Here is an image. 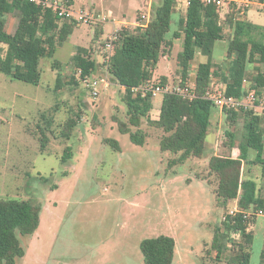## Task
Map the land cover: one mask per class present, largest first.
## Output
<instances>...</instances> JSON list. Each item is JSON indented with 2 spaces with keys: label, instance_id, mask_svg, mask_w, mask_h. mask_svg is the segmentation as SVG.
Masks as SVG:
<instances>
[{
  "label": "rangeland",
  "instance_id": "1",
  "mask_svg": "<svg viewBox=\"0 0 264 264\" xmlns=\"http://www.w3.org/2000/svg\"><path fill=\"white\" fill-rule=\"evenodd\" d=\"M119 1L73 2L72 10L91 18L86 22L75 19L67 39L57 45L53 59L59 62L58 68L52 66V58L40 60L37 85L0 72V199L28 200L40 206L37 229L32 234L18 233L24 255L15 264H144L140 241L160 234L174 238L171 264H236L235 251L241 245L249 252L248 264H259L264 217L253 216L249 221L250 243L236 233L220 256L211 247L216 229L226 228L223 217L237 204L233 200L226 207L217 203L213 193L216 177L209 171L208 160L213 151L221 155L230 152L227 132L239 139L241 118L232 127L229 113L213 107L202 157H189L183 163L171 161L178 153L160 149L164 133L148 122L158 116L162 93L152 95L154 105L148 117L141 119L146 135L143 145L132 143L128 134L119 131L117 122H128V116L122 99L124 89L107 73L106 40L112 27L135 29L134 22L142 11L138 0ZM109 3L115 5L112 14ZM159 3L152 0V10ZM178 7L172 29L178 28L179 18L185 14ZM17 17V11L9 14L7 27L14 28ZM117 20L124 22L118 24ZM223 26L228 36L231 30ZM226 45V41H216L212 49L214 62L224 68L229 61ZM0 47L5 49L2 44ZM79 47L86 48L96 63L91 75L107 77L108 86L99 83L95 97L78 81L72 63ZM180 47L177 42L166 56H160L146 81L149 85L163 86L162 76L167 78L163 87L168 90L194 83L191 68L186 85L179 83L176 55ZM219 88V81L213 78L211 92L217 94L222 91ZM70 118L76 124L66 138L61 131ZM42 129L46 142L41 147ZM105 138L117 141L119 150L105 143ZM249 155L252 158L255 151L249 150ZM241 172L243 179H256L264 197L259 165H244Z\"/></svg>",
  "mask_w": 264,
  "mask_h": 264
},
{
  "label": "trees",
  "instance_id": "2",
  "mask_svg": "<svg viewBox=\"0 0 264 264\" xmlns=\"http://www.w3.org/2000/svg\"><path fill=\"white\" fill-rule=\"evenodd\" d=\"M152 10L149 22L135 29L126 27L118 31V40L107 65L109 77L124 89L122 97L126 105L128 122L118 121L121 133L129 135L136 145L145 143L146 135L141 128V119L148 117L152 108V94H133L132 87L151 79L160 56H166L172 50V40L178 38L180 49L176 58L180 65V85H186L191 63L196 52L206 60L198 63L192 97H184L179 92L162 93L159 114L148 122L160 128L163 135L159 139L162 151H169L178 156L173 163H183L189 157L201 158L204 150L206 133L210 125L213 101L208 98L212 91V79L224 84L226 96L244 99L250 91L264 95V34L256 25L242 19H233L231 32L225 36L220 24L221 7L206 4L202 0H188L185 15L179 18L178 28L172 29V21L177 11L178 0H159ZM17 10L19 17L11 33L5 30V16ZM226 16L234 18L231 8L226 9ZM51 8L29 0H0V72L11 79L37 85L40 82V60L52 58L57 45L67 39L74 20L63 21ZM171 32V36L168 35ZM169 36V37H168ZM216 41H226V55L229 61L225 68L214 62L213 45ZM72 63L80 75H91L96 63L91 59L86 48L79 47ZM255 63L258 69L247 86L244 78L248 64ZM52 66L59 67L53 59ZM57 88L60 87V73L57 74ZM72 80L75 82L74 76ZM167 78L162 76L164 86ZM232 127L241 118L242 126L239 139L232 132L229 148H236V157L212 155L208 160L210 173L216 177L213 193L219 205L226 207L230 201H237L238 211L227 214L223 223L226 228L218 227L213 235L211 247L216 256L224 253L231 235L238 233L250 243L251 234L247 231L248 223L254 216L244 218V212L255 209L264 210V198L258 184L251 177L241 178L242 166L259 165L261 178L264 179V144L261 124L263 115L254 109L225 111ZM48 120L46 119V122ZM76 122L70 118L61 131L68 138ZM131 127L135 128L133 131ZM41 147L46 138L41 130ZM104 142L119 150L117 141L105 138ZM249 150L255 151L251 159ZM40 221V206L28 200L0 199V264H15L16 259L24 255V248L18 238L20 234H32ZM139 248L144 264H171L174 258L175 241L168 235L160 234L140 241ZM236 264H248L249 252L241 245L235 251ZM264 264V246L260 250V263Z\"/></svg>",
  "mask_w": 264,
  "mask_h": 264
},
{
  "label": "built area",
  "instance_id": "3",
  "mask_svg": "<svg viewBox=\"0 0 264 264\" xmlns=\"http://www.w3.org/2000/svg\"><path fill=\"white\" fill-rule=\"evenodd\" d=\"M30 2H34L36 4H40L42 7L51 8L54 14H56L59 18L65 19L67 21L75 20V19H83L85 22L87 19L91 18L87 13H83L81 11L77 12L71 9L73 2L75 0H29ZM206 4H214L217 7L221 8H231L234 19H242L245 13L251 9L256 8L264 12V0H202ZM185 5L188 4V0H184ZM78 18H76V16ZM140 21L136 26H145L150 18L151 14L148 12L147 14L140 15ZM118 31L115 27H112L110 30L107 40H106V51L107 55L105 58V65L109 61V58L112 54L114 46L118 40ZM107 69V65H106ZM78 81L84 83V85L89 88L92 97H95L97 92V87L99 83H102L104 87L108 86L107 77H101L99 79L93 77L92 75H80V70L78 69ZM194 88V83L190 86L185 87H176L173 90H168L163 86H151L148 82H144L138 86L132 87L133 94L140 93L144 95L148 92H151L152 95L158 93H164L166 91H175L182 94L184 97L191 98L192 97V89ZM208 98H210L214 105L219 108L221 111H238L242 108L244 109H254L255 112L259 111L264 113V95L257 94L254 91H250L246 98L244 99H236L231 96H226L224 92H218L217 94L209 92ZM238 211V207L231 209L228 214L234 215ZM253 214L254 216H264L263 209H255L250 212H244V218H247L248 215ZM226 217V216H225ZM223 217V220L225 219Z\"/></svg>",
  "mask_w": 264,
  "mask_h": 264
},
{
  "label": "crops",
  "instance_id": "4",
  "mask_svg": "<svg viewBox=\"0 0 264 264\" xmlns=\"http://www.w3.org/2000/svg\"><path fill=\"white\" fill-rule=\"evenodd\" d=\"M116 1H118V2H120L119 0H116ZM140 3V10L142 9V11L140 12V15H142V14H147L148 12H150V14L152 15V0H138ZM179 1V3H178V5H177V10L179 9V7L178 6H180V8H183V10H184V13H185V7H186V5L184 4V0H178ZM181 2V3H180ZM110 5H109V13H114L115 12V9L113 8V7H115V5L113 4V7H112V5H111V3H109ZM180 4V5H179ZM224 10V11H223ZM14 11H17V10H13L12 12H14ZM226 8H222V12H220V24H221V26H222V32H223V34H225L224 33V26L223 25H226L227 27H228V31H230L231 30V28H232V25H233V17L232 18H228V16H226ZM12 12H9V13H7L6 14V16H5V30L7 31V32H9V33H11L12 32V30H13V28H9V27H7V17H8V15L9 14H11ZM18 12V11H17ZM179 13L178 12H176L175 13V17L178 15ZM185 15V14H184ZM18 17H19V12H18ZM18 17H17V19H18ZM242 20H246V21H248V22H250V23H252V24H254V25H256V26H258L262 31H263V34H264V12H262V11H260V10H257L256 8H251V9H249L246 13H245V15L243 16V18H242ZM140 21V19L139 20H135V25L136 24H138V22ZM122 22H124V21H122V20H117V23L119 24V23H122ZM169 37V36H168ZM180 40L178 39V38H176V39H173L172 40V46H174V44L175 43H177V42H179ZM224 43H225V41H223ZM173 48V47H172ZM179 51V50H178ZM222 53V52H221ZM198 57H200L199 56V52H196V54H195V57H194V59L195 58H197L198 59ZM194 59H193V61H194ZM192 61V62H193ZM202 60H200V59H198V61H197V63L194 65L193 63H191V74H194L195 75V72H196V68H197V65H198V63H200ZM258 65H256L255 63H251V64H248V66H247V70H246V74H245V78H244V84H245V86H247L248 84H249V82L252 80V78H253V76H254V74L256 73V71H257V69H258ZM194 70V71H193ZM219 81V84H220V87L221 88H219V90L220 89H222V91L221 92H223V89H224V84L220 81V80H218ZM156 95L157 94H155V97H156ZM155 97L153 98V100H152V105H154V99H155ZM161 100H162V94H161ZM160 104H161V101H160V103H157V110H158V114H159V108H160ZM256 113H258V114H260V115H263V121H262V124H261V128H262V130H263V135H264V113H262V112H259V111H257ZM158 117V116H157ZM206 135H207V133H206ZM206 138L207 137H205V141H206ZM213 140H214V138L213 137H211V143H213ZM204 145H205V143H204ZM217 146V144H215V146H212V150H213V147H216ZM229 147V146H228ZM229 150H230V152L228 153H226L227 155H222V156H231V157H236L237 155H238V150L236 149V148H229ZM223 152H226V150H223ZM213 155H221V154H218L217 152H215V151H213V153H212ZM250 157V156H249ZM254 158V156L251 158V159H253ZM245 165V164H244ZM244 165L242 166V170L244 169ZM241 170V171H242ZM247 170H248V168H247ZM247 177H250V176H246L245 178H247ZM241 178H242V172H241ZM252 178V177H251ZM243 179V178H242ZM253 179H255V178H253ZM256 180V179H255ZM262 180H263V182H264V179L262 178ZM257 182V181H256ZM260 192V194H261V196L263 197V195H262V193H261V190L259 191ZM264 198V197H263ZM234 202L237 204V201L236 200H234ZM260 217H264V216H260ZM261 250V249H260Z\"/></svg>",
  "mask_w": 264,
  "mask_h": 264
}]
</instances>
